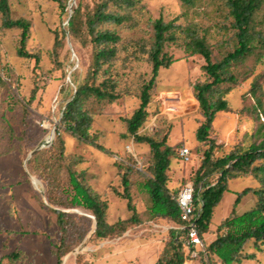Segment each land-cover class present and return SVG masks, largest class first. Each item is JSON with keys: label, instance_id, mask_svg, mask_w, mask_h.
Wrapping results in <instances>:
<instances>
[{"label": "rangeland", "instance_id": "374dc122", "mask_svg": "<svg viewBox=\"0 0 264 264\" xmlns=\"http://www.w3.org/2000/svg\"><path fill=\"white\" fill-rule=\"evenodd\" d=\"M58 2L66 7L64 15L60 14ZM78 2L74 0L73 10ZM8 6L11 20L23 19L30 24L24 50L32 57H18L20 30L3 29L0 15V256L12 252L20 254L15 264H155L169 239L170 230L179 229V226L165 220H149L146 212L148 200L137 191V184L142 179L141 175H148L150 149L146 144L135 143L134 138L126 133L124 124V120L138 107L137 90L141 82L148 79L149 66L144 60L129 61L125 68L121 67L120 61L116 63L119 80L117 90L121 92L122 98L114 104L96 108L91 133L93 144L105 152L60 131L66 163L71 165L72 171L81 173L85 184L107 203L106 224L113 226L132 216L127 202L121 198V177L125 173L130 184L131 205L140 223L129 228L122 236H113L104 241H95L93 236L90 249L78 255L73 262L62 263L65 256L58 261L56 255L61 238L56 218L47 205L41 206L38 202L42 199L46 203L45 183L32 172V159L38 153L49 150L55 141L56 130L53 132V128L57 129L63 108L73 97L72 85L78 89L85 79L89 58L87 52L73 42L74 79L68 80L71 50L64 23L69 0H8ZM225 17L221 0H195L193 7L183 6L177 0H140L138 20L141 32L131 35L122 31L121 34L125 37H142L143 31L146 33L145 25L158 19L174 21L177 28L195 24L211 46L214 59L219 60L235 46V38L228 29L230 23ZM61 29L65 37L61 40V48H55L54 34L58 32L60 39ZM175 37V43L164 48L174 63L168 69L159 71L147 107L146 120L137 135L158 141L165 139L166 146L174 151L181 146L189 148L192 153L190 164L183 165L176 158L171 163L168 187L172 191H180L187 184L194 185L193 175L206 149L195 140V132L202 118L191 90V86L197 81L202 82L204 76L201 71L202 58L185 53L184 40L177 29ZM256 57L250 55L234 70L237 83L228 84L232 88L227 97L230 111L219 113L210 131V140L215 146H220L217 151L222 150V153L241 143L250 130L257 126L256 122H248L239 114L241 106H253L247 92L262 69ZM182 91L192 93L196 109L180 117H169L162 98L170 96L171 102ZM260 121L264 122V114ZM50 132L52 138L47 147L28 158L44 143ZM29 177L37 184L32 183ZM65 177L61 175L63 184ZM255 188L257 183L251 178L229 182L228 192L214 210L211 220L213 234L206 237V242L214 239L215 229L224 219L232 213L242 215L254 206L255 200L251 194L241 195L240 203L233 210L238 195L245 189ZM67 215L76 218L75 228L68 236L72 251L81 245V238L87 237L93 222L75 214ZM259 248L247 242L242 255L253 254V259L240 264H264V246L260 245ZM183 252L187 256L185 249ZM210 263L219 264L216 257L212 256L208 260L203 252L190 262Z\"/></svg>", "mask_w": 264, "mask_h": 264}, {"label": "trees", "instance_id": "16d2710c", "mask_svg": "<svg viewBox=\"0 0 264 264\" xmlns=\"http://www.w3.org/2000/svg\"><path fill=\"white\" fill-rule=\"evenodd\" d=\"M181 5L193 7L195 0H177ZM59 3V2H58ZM229 21L228 29L235 38L232 51L215 60L211 46L195 24L185 28H177L173 22L162 19L149 21L145 25L144 35L139 38L125 37L121 32L140 33V0H79L74 13L69 19L67 32L74 43L88 54L89 63L86 77L78 87L75 98L62 113L55 132V141L49 150L38 153L32 159V172L39 175L45 183L46 203L39 199L41 206H46L55 216L60 233V244L56 247L58 261L73 252L70 251L68 236L75 228L76 218L52 209L74 210L82 208L89 211L96 219L95 241H104L113 236H122L129 228L140 223L129 195L127 174L121 177L123 193L121 198L127 202L132 216L127 221H120L110 226L106 224V201L95 194L83 181L82 174L72 171L66 163L64 143L60 131H65L73 139L90 144L98 150L104 149L93 144L91 133L97 107L118 102L122 94L117 90L119 80L116 63L121 62L125 68L129 61L144 60L149 66L150 74L142 81L137 90L138 107L131 116L124 120L126 133L134 138L137 144L149 146L148 175L142 176L137 184V191L147 197V215L149 220H165L176 226L186 228L193 223L201 242L212 235L211 220L215 208L228 192L229 182L240 178H251L257 183L255 189H245L238 195L233 210L240 203L241 195L251 194L255 204L242 215L232 213L215 229L214 239L204 244L203 255L209 260L217 258L219 264H240L253 259V254H243L247 242L255 248L264 246V0H221ZM60 14L64 15L66 7L59 3ZM1 25L5 30H20L18 57L29 59L24 50L28 39L30 24L23 20H11L8 0H0ZM184 40L185 53L199 56L203 60L201 71L202 82L191 86L202 122L195 132V140L205 148L201 161L193 175L194 209L190 221L180 218V210L176 198L180 191L168 187L172 161L177 151L166 146V140H154L150 137L138 136L137 132L147 117V107L151 101V93L160 70L168 69L174 60L164 52V48L175 43V31ZM55 32V48H61L64 31ZM141 33V34H143ZM123 54L121 58L120 55ZM250 55H257L256 60L261 72L251 82L248 95L253 106H241L240 117L248 122H256L243 141L230 151L222 153L220 146L210 140V131L219 113H229L227 97L232 90L230 85L237 83L234 70ZM37 62V59L34 56ZM229 84V85H228ZM227 86V88H224ZM179 160V159H178ZM181 163V161H179ZM182 164V163H181ZM184 165V164H183ZM130 172V169L127 173ZM66 178L62 183L61 175ZM60 175V177H59ZM127 231V232H128ZM186 230L172 229L169 239L157 258L155 264H186L184 255ZM86 238V237H85ZM80 239V243L85 240ZM81 243V244H82ZM79 244V242H78ZM260 251V248L258 249ZM20 254L12 252L0 257V264H15ZM213 264V263H210Z\"/></svg>", "mask_w": 264, "mask_h": 264}, {"label": "built area", "instance_id": "2783aa9c", "mask_svg": "<svg viewBox=\"0 0 264 264\" xmlns=\"http://www.w3.org/2000/svg\"><path fill=\"white\" fill-rule=\"evenodd\" d=\"M177 157L182 164L187 165L192 161V153L186 146H181L177 149ZM194 189L191 184H187L179 192L176 203L180 210V218L183 221H190V218L193 216L194 206ZM181 230H186L185 234V250L187 254L186 263L190 264L192 261L198 258L203 252L202 242L198 236V233L195 229L193 223H188L186 228L181 226L178 227Z\"/></svg>", "mask_w": 264, "mask_h": 264}, {"label": "bare ground", "instance_id": "6f19581e", "mask_svg": "<svg viewBox=\"0 0 264 264\" xmlns=\"http://www.w3.org/2000/svg\"><path fill=\"white\" fill-rule=\"evenodd\" d=\"M74 7V0L69 1V7H68V12L72 11ZM69 49L71 50V55H70V60H69V68H68V74L67 78L68 80H73L74 75H73V63L75 62V57L73 56L72 53V48L74 46L73 42H70ZM76 91V87L73 84L71 87V95L74 96ZM170 97V96H169ZM168 96H164L162 98V102L165 106V110L168 112L169 117H172L176 115L177 117H180L183 113L189 112V111H194L196 109V102L194 100V97L191 92L188 91H182L181 95L177 97V99H172L170 102ZM52 138V133L50 132L47 137L45 138L44 143L50 142ZM88 218L92 219L91 215L88 214Z\"/></svg>", "mask_w": 264, "mask_h": 264}, {"label": "water", "instance_id": "95a60500", "mask_svg": "<svg viewBox=\"0 0 264 264\" xmlns=\"http://www.w3.org/2000/svg\"><path fill=\"white\" fill-rule=\"evenodd\" d=\"M69 1H70V0H69ZM73 13H74V10L68 12V15H67L66 20H65V23H64V28H65V27L67 28V26H68V22H69V19H70V17L72 16ZM67 37H68V44H70V42H73L69 35H68ZM77 91H78V89H76L75 94H74V96L72 97V99H71L68 103L65 104V106H64V108H63V111L65 110L66 106H67L69 103H71V101L75 98V95H76ZM63 111H62V113H63ZM61 115H62V114H61ZM55 130H56V128H53V132H54ZM47 145H48V144H46V143H42V144H41L36 150H34L33 153H31V154L28 156V158H30L34 153H37L38 151L45 149V148L47 147ZM26 161H27V160H26ZM29 178H30V180H31L32 183L37 184V183H36L31 177H29ZM55 210L60 211L61 213L75 214V215H78V216H81V217H83V218H87V219H88V214L91 215V217H92V219H90V220H92V222H93V227H92L91 231L89 232V234L87 235V237L85 238V240L83 241V243H82L77 249H75L73 252H71L70 254H68V255L62 260V263H64L65 261H71V262H73L74 259H75L78 255H80V254L86 252L88 249L91 248V246H90V241H91L92 237L94 236L95 231H96V228H97L96 219H95V217H94L89 211L84 210V209H82V208L74 209V210H59V209H55Z\"/></svg>", "mask_w": 264, "mask_h": 264}, {"label": "crops", "instance_id": "0c3cea01", "mask_svg": "<svg viewBox=\"0 0 264 264\" xmlns=\"http://www.w3.org/2000/svg\"><path fill=\"white\" fill-rule=\"evenodd\" d=\"M8 231V230H7ZM211 241H213V240H211ZM211 241H209V242H211ZM1 257V256H0Z\"/></svg>", "mask_w": 264, "mask_h": 264}]
</instances>
